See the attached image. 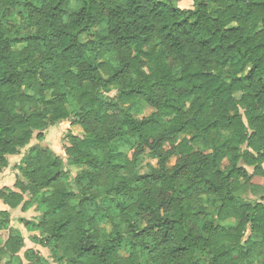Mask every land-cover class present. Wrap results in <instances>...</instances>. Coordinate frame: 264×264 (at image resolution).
<instances>
[{
	"label": "trees",
	"instance_id": "1",
	"mask_svg": "<svg viewBox=\"0 0 264 264\" xmlns=\"http://www.w3.org/2000/svg\"><path fill=\"white\" fill-rule=\"evenodd\" d=\"M138 101L154 113L125 109ZM69 118L83 134L69 136L67 162L34 146L15 165L17 191H0L10 210L38 205L40 225L21 221L61 264H264V204L240 195L264 178V0H193L190 9L173 0H0V171ZM222 133L238 140L225 152ZM146 152L158 159L151 175L137 168ZM70 168H79L78 208ZM10 223L0 212L9 232L0 264H23L25 241ZM26 259L41 262L34 251Z\"/></svg>",
	"mask_w": 264,
	"mask_h": 264
},
{
	"label": "rangeland",
	"instance_id": "2",
	"mask_svg": "<svg viewBox=\"0 0 264 264\" xmlns=\"http://www.w3.org/2000/svg\"><path fill=\"white\" fill-rule=\"evenodd\" d=\"M173 2L181 9H190L193 7L192 3L193 0H173ZM25 32H30L27 28H25ZM110 98L115 99L117 97V92L114 91L109 95ZM241 95H238L240 98ZM125 109L132 114L134 117L138 119H143L149 117L151 114L154 113V109L151 108L146 102L138 101L136 103H132L125 106ZM74 118H69L68 120L50 124L46 131L43 133V138L38 141L34 138L31 144L24 149L20 155L12 156L9 158V164L6 168L0 171V191L5 188H10L15 191V183L17 180V170L15 169V165L19 164L21 160L25 159L27 154L30 152V149L34 146H38L43 149H50L55 154L60 156L65 163L67 162V147H69V136L71 134L80 136L83 134V130L80 126L73 123ZM250 132H253L250 129ZM183 138V137H181ZM236 137L228 134L222 133L219 141V148L222 151H227L229 146L237 145ZM119 151L129 157L132 158L133 150L130 147L126 146L124 142L119 141L117 143ZM247 146L240 147L241 151L246 150ZM177 158H173L170 162L169 168L173 167L176 163ZM227 165V161L225 162ZM240 167L247 170L250 176L254 175V168L246 166L244 163H240ZM264 167V165H263ZM137 168L141 175H151L155 170L158 169V159L153 154L146 152L143 156L140 157ZM72 176L69 178V185L72 188V199L71 205L74 208H78L81 202V196L79 191L76 190V184L74 182V177L77 175L79 168H70ZM253 186L257 188L256 190L251 189ZM256 193L258 195H256ZM240 195L243 201L247 204H264V178L260 177H253L252 182L250 184H243V188L240 192ZM31 200L30 197H26L25 201L28 202ZM9 211L11 213V223L10 227L13 229L19 230L24 238L25 247L18 255L21 258L23 264H29L26 259V252L34 251L40 257L41 262L38 264H61L57 256L52 252L51 248L44 246V242L46 240V236L43 235L41 232H30L28 230L29 226H25V224L21 220H27L30 222V226L32 225H40L44 221V213L38 208L37 204H31L30 208L27 210H23L22 207H19L17 210H10L7 206L3 204L0 200V212ZM223 225L235 227V221H229L224 223ZM108 232V227H100V233L104 234ZM9 236V232L7 231H0V238L3 239V242L0 241V248L4 247L5 240H7ZM248 234L244 241L247 239ZM11 262L10 256L3 257L1 264H9ZM253 264H263V258L257 257L253 260Z\"/></svg>",
	"mask_w": 264,
	"mask_h": 264
},
{
	"label": "crops",
	"instance_id": "3",
	"mask_svg": "<svg viewBox=\"0 0 264 264\" xmlns=\"http://www.w3.org/2000/svg\"><path fill=\"white\" fill-rule=\"evenodd\" d=\"M192 5H193V3H192Z\"/></svg>",
	"mask_w": 264,
	"mask_h": 264
}]
</instances>
